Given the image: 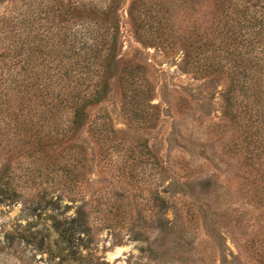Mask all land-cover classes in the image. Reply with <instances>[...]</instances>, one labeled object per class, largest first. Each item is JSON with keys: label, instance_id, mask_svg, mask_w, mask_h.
Returning <instances> with one entry per match:
<instances>
[{"label": "rangeland", "instance_id": "rangeland-1", "mask_svg": "<svg viewBox=\"0 0 264 264\" xmlns=\"http://www.w3.org/2000/svg\"><path fill=\"white\" fill-rule=\"evenodd\" d=\"M142 2L117 1L123 78L114 74L105 96L87 105L85 125L68 129V115L19 117L2 141L12 144L7 164L18 195L0 199V264H264V0H169L162 42L149 32L159 33L163 14L152 10L156 0ZM132 3L145 23L128 14ZM56 5L0 0V82L10 112L26 114L16 88L26 90L32 73L7 61V45L42 39L40 50L53 53ZM53 24L63 31L56 17ZM17 72L29 76L17 83ZM133 74L144 104L125 86ZM247 88L262 97L251 102ZM102 122L115 141L99 140ZM78 209L86 222L73 249L81 258L65 255L52 226L53 216Z\"/></svg>", "mask_w": 264, "mask_h": 264}, {"label": "trees", "instance_id": "trees-1", "mask_svg": "<svg viewBox=\"0 0 264 264\" xmlns=\"http://www.w3.org/2000/svg\"><path fill=\"white\" fill-rule=\"evenodd\" d=\"M117 1L101 0L102 3L99 4L95 0H57L54 16L52 15L53 37L51 43L54 46L53 53L49 51L44 53L40 50L41 47L46 46V43L43 44L42 39L33 42L30 48L28 46L30 42L24 39V36L7 45V53L10 54L7 61L13 59L15 61L13 67L21 70L23 68L27 69L29 66L32 75L29 81L26 80L30 83L26 90L21 89V84H18L16 88V98L20 101L27 100L26 114L10 112L7 100L8 89L3 87L4 84L0 82V97H4V99H0V199L12 201L18 195V190L12 185L13 176L7 164L9 154L6 152H11L12 144H9V140H5L6 143H2V141H4L7 134L12 133L9 132L10 127L17 126L15 122L21 120L19 117L25 118V121L35 117L38 121L48 119H55L56 121L57 119L62 120L63 115H68L69 117L64 119L68 124V129L69 127H72V130L73 128L74 130L79 129L85 125L88 119L85 108L90 103L98 102L105 96L109 89L108 82L110 78L114 74H117L119 80L121 77L123 78L119 66L121 60H119V54L117 53L119 38V14H117L119 8H117ZM143 1L142 3H145V0ZM151 4L156 6H153L152 10L155 13L161 12L160 14H163V16H157V22L160 25L158 26L159 33L149 32V34L151 39L162 42V40L167 39L164 28L168 22V18L163 17L168 16L169 12L171 14L174 3L169 2V0L166 2L156 0ZM135 10L137 8L132 3L127 12L132 19H135L133 17L137 15L139 22L145 23L147 21L145 13ZM54 17L57 19L58 28L64 27L63 31L56 32L54 30ZM225 32L231 33L228 28ZM24 48L27 49V55L21 54ZM225 50L226 52L229 51L227 47ZM33 53L35 55L31 58ZM227 54H231V51ZM38 59H40L39 62ZM184 60V64L189 63V52L187 50L184 52ZM3 64L0 60V68ZM242 65L237 66L242 69ZM19 75L20 73L17 72V83L18 80L24 81L29 76L22 77ZM124 83L125 86L138 95L137 102H143L144 104L146 94L140 88V81L137 80V77L133 74L126 78ZM235 83L232 82L234 86L237 85ZM231 88L233 91L235 87L230 85L228 89L226 97L228 105L235 102L232 98L234 94H231ZM247 92L249 94L246 97H251V102H253L254 97H262L261 90L247 88ZM254 102H257V100ZM148 104V107H153L149 102ZM256 105L252 106L256 107ZM9 112L13 114V123L10 122L11 115ZM248 116H252L251 112ZM106 127H108L106 122H102L96 128L99 140L101 142L115 141V130L112 128L107 131ZM36 130L42 131L38 128ZM54 131L57 132L58 129ZM40 137V139H48L47 137ZM32 196L35 197L33 194ZM84 218L83 211L79 209L76 210V215L69 219L52 217V226L58 232L59 240L68 249L65 253L66 256L81 258L80 255L75 256L73 245L75 235L79 232L80 227L85 225L86 220Z\"/></svg>", "mask_w": 264, "mask_h": 264}]
</instances>
